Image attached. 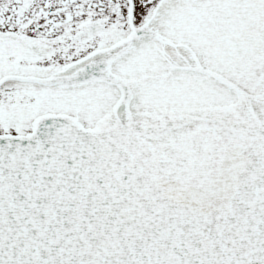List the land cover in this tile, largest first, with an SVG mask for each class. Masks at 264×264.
I'll return each instance as SVG.
<instances>
[{
    "label": "snow or ice",
    "instance_id": "obj_1",
    "mask_svg": "<svg viewBox=\"0 0 264 264\" xmlns=\"http://www.w3.org/2000/svg\"><path fill=\"white\" fill-rule=\"evenodd\" d=\"M0 264H264V0H0Z\"/></svg>",
    "mask_w": 264,
    "mask_h": 264
}]
</instances>
